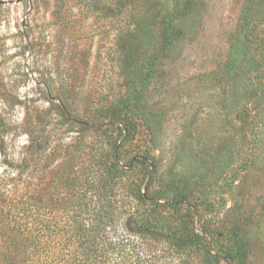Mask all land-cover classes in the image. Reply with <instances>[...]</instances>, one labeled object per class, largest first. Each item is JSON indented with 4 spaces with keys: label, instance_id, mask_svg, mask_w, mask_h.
I'll list each match as a JSON object with an SVG mask.
<instances>
[{
    "label": "rangeland",
    "instance_id": "1",
    "mask_svg": "<svg viewBox=\"0 0 264 264\" xmlns=\"http://www.w3.org/2000/svg\"><path fill=\"white\" fill-rule=\"evenodd\" d=\"M115 1L92 0L88 12L85 0H0V175L23 187L32 170L39 183L58 166L61 197L72 199L115 151L121 201L141 215L159 203L150 220L190 215L204 238L174 264H235L225 245L236 235L244 264H264V136L251 152L237 95L248 63L264 61V0H133L134 11ZM185 3L184 34L166 49L161 20ZM115 109L132 112L137 132L126 135Z\"/></svg>",
    "mask_w": 264,
    "mask_h": 264
},
{
    "label": "trees",
    "instance_id": "2",
    "mask_svg": "<svg viewBox=\"0 0 264 264\" xmlns=\"http://www.w3.org/2000/svg\"><path fill=\"white\" fill-rule=\"evenodd\" d=\"M132 1L125 0L126 6H131ZM113 2L119 5L117 1ZM84 3L88 12L97 10L93 8L92 0ZM188 10L189 5L185 3L182 7L177 6L171 16L162 18L160 37L164 48L181 40L184 31L177 22L185 18ZM135 19L132 12L130 20ZM247 26L253 31L251 24ZM235 47L238 51L242 46L236 44ZM239 62L238 58L229 62L227 72L236 75ZM240 65L243 66L242 63ZM263 66L264 61L259 59L248 63L250 75L241 79L237 93L238 96L243 95L238 115L243 127L251 130V152L258 139L264 136V74L252 75ZM62 95L65 96L64 91ZM138 98L135 94L133 100ZM58 102L62 113H71L72 107L63 97H58ZM124 112L115 109L109 115L122 120L118 123L130 136L137 132L136 120L130 110ZM99 116H102L101 112ZM5 126L1 117L0 127L3 129ZM249 136L246 134L247 140ZM40 148L38 143L33 151L43 156L45 151L39 152ZM54 155L55 152L47 157ZM113 157L112 168L96 170L91 188L78 190L73 186L70 189L72 199L61 197L63 188L59 181L62 173L58 166L46 175L43 173L39 183L33 179L38 174L36 169L32 170L31 179L24 181L23 187L11 174L0 175V264H174L178 260L185 261L192 252L204 250L205 240L192 227L194 221L190 215L181 216L176 223L172 222L175 219L167 221L158 219V216L150 220L145 216L162 207L159 203L141 215L134 212L133 201L123 202L118 198V183L112 187L110 183L125 170L120 166L115 151ZM46 178L50 179L49 183H43ZM22 190L25 192L21 193ZM137 192V198L146 202L147 196L142 190L137 189ZM225 249L235 264H244L239 235L226 244Z\"/></svg>",
    "mask_w": 264,
    "mask_h": 264
}]
</instances>
